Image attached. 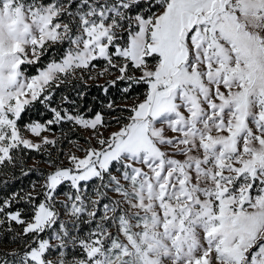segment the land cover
<instances>
[{"label":"snow or ice","instance_id":"6c2138e0","mask_svg":"<svg viewBox=\"0 0 264 264\" xmlns=\"http://www.w3.org/2000/svg\"><path fill=\"white\" fill-rule=\"evenodd\" d=\"M0 264H264V0H0Z\"/></svg>","mask_w":264,"mask_h":264}]
</instances>
